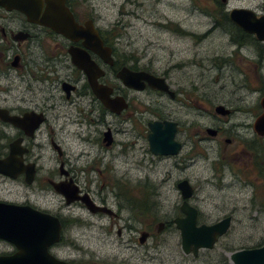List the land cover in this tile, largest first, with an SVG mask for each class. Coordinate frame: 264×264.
Masks as SVG:
<instances>
[{
	"label": "rangeland",
	"instance_id": "1",
	"mask_svg": "<svg viewBox=\"0 0 264 264\" xmlns=\"http://www.w3.org/2000/svg\"><path fill=\"white\" fill-rule=\"evenodd\" d=\"M81 3L87 10L91 9L90 15L101 32L117 35L114 41L117 59H121L122 52H128L140 59V67L157 74L168 73L170 83L185 92L178 95V101L172 102L149 90H126L116 79L118 89L130 103L129 111L118 117L109 112H104L103 116L102 109L97 104L92 108L86 98L75 97L74 103L66 102L58 88L44 91V86L33 84L32 90L27 92L14 88L8 94H0V102L8 104L24 102L22 99L43 103L44 98L61 104L56 111L57 120L52 118L58 143L66 157L81 169L82 185L106 198L107 207L119 215L94 216L85 209H76L74 214L79 219L63 235L60 258L77 264H231V253L263 245L264 211L254 212L250 188L233 175L240 168L234 152L242 148L234 133L250 137L251 131L239 125L251 123L256 110L254 108L252 114L235 112L224 123L215 118L213 107L232 106L248 92L240 88L247 80L245 71L249 72L252 88H261L264 66L258 65L255 70L254 58L249 62L235 58L220 71L215 68L220 63L214 60V54L227 48L226 37L220 32L195 43L188 38H176L155 26L171 20L182 24L186 30L202 34L209 28L210 21L200 13L213 7L212 0H81ZM260 3L261 0H228L227 6L229 9L253 8ZM32 49L34 55L41 53L39 48ZM199 59L204 66L192 68ZM0 83L6 86L11 82L8 79ZM261 97L258 92L245 95L250 103H258ZM159 117L181 125L179 140H184L186 146L179 157L158 160L150 153L147 123ZM82 119L85 122L81 123ZM107 126L115 131L110 148H105L101 142ZM217 126L230 131L215 141L208 140V152L199 147L195 156L190 154L192 158H189L191 139L186 140L187 136ZM224 138L235 141L227 145ZM37 143L40 146L35 147L34 152L44 161V141ZM219 150L226 151L230 167L221 166ZM45 155L54 156L49 144ZM183 180L194 190L188 204L199 212L198 225L213 224L224 216L233 217L228 233L219 238L212 250H202L197 257L182 252L180 234L173 223L183 201L176 184ZM0 198L31 199L19 183L0 184ZM129 200L150 209L147 213L134 211L128 205ZM66 214L69 211L66 210ZM159 223L165 225L158 233ZM141 232L150 233L143 244L138 242ZM9 250L8 245L0 243V253Z\"/></svg>",
	"mask_w": 264,
	"mask_h": 264
},
{
	"label": "flooded vegetation",
	"instance_id": "2",
	"mask_svg": "<svg viewBox=\"0 0 264 264\" xmlns=\"http://www.w3.org/2000/svg\"><path fill=\"white\" fill-rule=\"evenodd\" d=\"M61 1H63L64 6L68 9L77 25L84 28H95L98 31L103 46L112 49L111 56L113 58V63L111 65L104 63L96 54L86 49L83 46V40L76 42L71 41L63 35L56 33L51 28L39 23L46 17L49 11L54 9V7L51 6L55 5V3H61ZM227 1L228 0H212L213 7L211 9L205 8L204 11L200 13L210 21L209 28L202 34L186 30L182 24L171 20H167L164 24L157 23L155 26L158 30H163L176 38H188L195 43H201L209 35L220 32L226 37L225 46L227 48L225 50H220L218 53L215 51L214 60L220 63L218 66L216 65V69L224 71L226 63L232 62L231 60L235 58H240V61L247 62L254 58V62L257 63L254 64V69L256 70L258 65L262 68L264 66V41L258 40L255 34L243 31L230 20V12L233 9L242 7L229 9ZM39 3L41 4L39 5ZM246 9L254 13L255 19L264 18V0H261L260 5ZM90 10H87L83 6L81 0H29V6L25 8V12H21L17 9L8 10L0 6V82L1 80H6L8 82V79H10L11 82L6 83V86H2L0 83V94H8L14 88H22V90H25L24 92H27L28 90H32L33 84L44 86V91L47 88H58L63 100L66 102L74 103L75 97H79L81 100L86 98L92 108H95L97 104V106L102 109L101 112L103 116L105 114L104 112H109L118 117L130 109L127 96L118 89V84L116 82L117 79L121 83L116 76L118 71L126 67L133 72H146L155 77L162 78L167 84L169 92L152 89L148 85H146L143 91H135L124 87L121 83L122 87L126 90L135 92L149 90L159 97L169 98L172 102L178 101V95L183 94L185 90L174 87V85L170 83V75L168 73L162 72L157 74L147 67H140V59L125 51L122 52L121 59H117L115 45L111 43L109 38L104 37L103 32L97 28L95 20L90 15ZM33 47L41 49V53L34 55ZM74 49L85 51L90 59L98 65L104 72V75L98 80V83L113 90L111 95L112 98L122 96L127 102V109L122 111L119 115H116L102 105L101 101L97 99L92 92L86 75L73 65L70 51ZM206 60L208 61L209 59ZM129 62H132V64ZM201 65H203V63L202 60L199 59L194 62L192 68L201 67ZM211 69L210 67L209 70ZM245 73L246 75L244 77H247V80L244 81V84L240 86V88L248 91L245 95L257 92L260 93L262 97L259 102H247L244 95L237 99L236 103L232 106H225L222 104L215 105L213 107V114L217 120L226 123L235 112L252 114L251 111L254 108L256 110L254 112L255 118L251 123L239 125L246 126L247 130L249 129L251 131L250 137H243L237 131L234 133L235 139H238V141L242 143V148L234 152V156L240 162V168L238 172H233V175L246 188H250L251 206L257 214L258 212L264 211V133L258 134L255 129L256 120L263 112L261 100L264 98V81L261 82V88H252L249 72L245 71ZM12 84L13 87L11 88ZM66 90H68L69 93H67L68 91ZM22 100L24 102L13 104L0 102V110L7 111L9 116L21 118L28 112H35L42 115L44 120L34 131H30L29 129L25 130L18 128L0 119V160L10 156L11 145L15 143L19 148V151L14 153L15 158L24 165L21 170H19V173H15L16 170H9V172L13 174L12 176L0 173V184L19 183L26 188L28 196H30L31 199L13 201L0 198V203L18 207H28L33 211L56 219L60 226V240L52 244L48 248V251L59 260L76 263L60 258V251L63 248V235L69 232L71 224H74L79 219L78 216L74 214L75 210L85 209L94 216L107 215L110 217H118L119 215L116 213L114 214L113 211L107 207L108 203L106 198L99 196L89 187L82 185L79 171L81 169L77 168L66 157L60 143H58L56 132L52 128V118L54 117V119L57 120L56 116H58V114H56V111L60 108L61 104L49 102V98H44L43 103H33L31 100L29 102H26L25 99ZM218 107H222L221 114L216 111ZM154 121L163 122L169 120L159 117ZM83 122H85L84 119H82L81 123ZM89 122L96 124V121L94 123L91 119H89ZM151 122L147 123V142L148 134L150 133L148 125ZM173 123H176L174 141L179 145L178 152L175 155H154L149 148L152 156L158 160L179 157L186 146L184 140L183 142L179 140V136L182 132L181 125L178 122ZM209 129L210 128H204V132L201 131L200 134L197 133L193 136L185 135L187 136L186 140L191 139V146L187 152L189 158H192L190 154L195 156L194 152L196 149H200L199 147L207 151V148L209 149L206 145L208 140L215 141L218 137L221 138L230 131L229 129L225 130L217 126L215 129L211 128V130L215 131V134L211 135L208 131ZM108 131L111 133L112 143L106 146L103 139L104 134ZM114 133L115 131L109 126L102 132L101 142L105 148L113 146ZM235 139L224 138V142L227 145H232ZM37 141H44V161H42V156L34 152V148L40 146ZM48 144L54 153L52 157H46L47 155H45ZM225 152L226 151L219 150V161L223 169L225 166L228 168L231 165L226 154H224ZM90 170H93V168L91 167ZM88 182L92 181L89 180ZM58 188L59 190L63 189L67 192H75L77 196L87 195L94 206L100 210L93 213L79 200L68 204L64 195L58 191ZM260 191L263 192L261 193ZM180 206L178 208L179 214L173 221L176 218L184 216L180 211ZM66 210L69 211V214H66ZM105 210H109L110 212ZM227 217H230L232 223V216H224L222 219ZM42 227L44 228V225ZM147 233L149 237L150 233ZM0 243L8 245L11 248L9 251L0 253V256H12L18 252L15 245L1 239Z\"/></svg>",
	"mask_w": 264,
	"mask_h": 264
},
{
	"label": "water",
	"instance_id": "3",
	"mask_svg": "<svg viewBox=\"0 0 264 264\" xmlns=\"http://www.w3.org/2000/svg\"><path fill=\"white\" fill-rule=\"evenodd\" d=\"M0 6L8 10L17 9L25 12V8L29 6V0H0ZM51 7L54 9L49 11L46 17L39 22L41 25L51 28L71 41L83 40V46L96 54L104 63L110 65L113 63L112 49L103 46L95 28H84L77 25L63 1L55 3ZM230 20L243 31L255 34L258 40L264 41V18L255 19L251 10L239 8L230 12ZM70 54L73 65L86 75L92 92L106 109L116 115L127 109V102L122 96L112 98L113 90L98 83L104 72L85 51L74 49L70 51ZM116 77L124 87L135 91H143L148 85L152 89L169 92L168 86L162 78L146 72H133L124 67L118 71ZM261 106L263 112L255 123L258 134L264 133V98L261 100ZM216 111L221 114L222 107H218ZM0 119L30 131H34L44 120L42 115L35 112H28L21 118L9 116L4 110H0ZM148 127L150 131L148 134L149 148L154 155L177 154L179 145L174 141L176 123L154 121L149 123ZM208 131L211 135L215 134L214 130L209 129ZM103 141L106 146L112 143L110 131L104 134ZM16 151H19V148L14 143L11 145L10 156L0 160V173L10 176L13 174L9 170H16L15 173H19L24 165L15 158ZM177 188L183 200L180 211L184 216L176 218L173 223L180 234L182 252L185 255L197 257L202 250H212L219 238L226 235L231 226V219L227 217L210 225H198V212L188 204V199L192 198L194 194L192 186L187 180H183L177 184ZM58 191L64 195L68 204L79 200L93 213L100 210L94 206L87 195L77 196L75 192H67L63 189L59 190V188ZM163 227L164 224L159 223L157 232L159 233ZM147 238L148 233L142 232L139 238L140 244H143ZM0 239L15 245L18 249L15 255L0 256V264H76L59 260L48 251L52 244L60 240L58 221L28 207L0 203ZM229 261L231 264H264V245L235 251L229 255Z\"/></svg>",
	"mask_w": 264,
	"mask_h": 264
},
{
	"label": "trees",
	"instance_id": "4",
	"mask_svg": "<svg viewBox=\"0 0 264 264\" xmlns=\"http://www.w3.org/2000/svg\"><path fill=\"white\" fill-rule=\"evenodd\" d=\"M112 34V35H111ZM104 37L109 38L111 43L114 44L115 39L117 38V35L113 34L112 32H108L104 34ZM117 55V54H116ZM119 197H121V195L118 193ZM128 205L131 209H133L134 211H138L140 213H147L148 210L150 209V207L147 210V207H143V203L141 204H137L134 203L133 201L129 200L128 201ZM171 225V223L168 224V226ZM227 262V259L224 258L223 261Z\"/></svg>",
	"mask_w": 264,
	"mask_h": 264
},
{
	"label": "bare ground",
	"instance_id": "5",
	"mask_svg": "<svg viewBox=\"0 0 264 264\" xmlns=\"http://www.w3.org/2000/svg\"><path fill=\"white\" fill-rule=\"evenodd\" d=\"M46 14V13H45ZM31 20V19H30ZM104 34V33H103ZM256 64V63H255Z\"/></svg>",
	"mask_w": 264,
	"mask_h": 264
}]
</instances>
